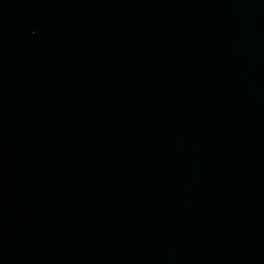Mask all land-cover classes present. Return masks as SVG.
Masks as SVG:
<instances>
[{
	"label": "water",
	"instance_id": "1",
	"mask_svg": "<svg viewBox=\"0 0 264 264\" xmlns=\"http://www.w3.org/2000/svg\"><path fill=\"white\" fill-rule=\"evenodd\" d=\"M0 264H264V0H0Z\"/></svg>",
	"mask_w": 264,
	"mask_h": 264
}]
</instances>
